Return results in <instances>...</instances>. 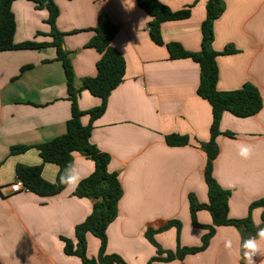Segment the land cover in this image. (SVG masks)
<instances>
[{"label":"crops","instance_id":"crops-1","mask_svg":"<svg viewBox=\"0 0 264 264\" xmlns=\"http://www.w3.org/2000/svg\"><path fill=\"white\" fill-rule=\"evenodd\" d=\"M224 13L214 23L213 49L217 58L219 91H234L254 84L264 100V0H222ZM59 7L57 28L64 33L63 47L69 53L76 88L97 74L99 53L86 44L95 35L98 17L106 13L117 26L112 46L126 62L123 82L112 92L105 113L93 122L91 142L111 157L108 169L117 173L123 196L119 215L107 230L108 254L121 256L127 264H147L155 247L146 239L148 228L158 229L170 220L181 222L155 236L164 250L198 247L206 230L195 228L190 214V196L208 203L205 182L206 154L197 141L210 139L212 108L197 94L200 67L191 59L171 60L167 44L178 43L186 51L201 50V25L207 0H161L172 11L193 5L190 18L162 25L164 45L149 34L150 16L136 0H55ZM16 20L15 42L48 43V12L27 0L12 5ZM27 67H30L27 69ZM100 100L82 91L78 105L88 112ZM71 102L63 66L55 48L0 52V264H83L64 252L61 237L76 243L75 227L91 214L94 201L74 196L67 187L58 195L40 197L21 190L10 191L16 181L17 165L43 166V178L53 183L58 167L44 163L38 150L11 154L17 146H36L66 132ZM90 116L82 118L89 124ZM217 142L220 153L214 176L231 193L229 218L246 219L249 208L264 200V106L255 116L239 118L224 113ZM188 136L190 143L172 147L166 137ZM253 147L250 159L237 154L238 144ZM74 163L87 178L94 162L74 154ZM84 178V179H85ZM83 180V179H82ZM81 180V181H82ZM263 208L253 209L256 228L264 229ZM201 225H211L206 210L196 215ZM257 231V232H258ZM244 237L234 226H221L206 250L183 260L152 264H244ZM231 240V250L225 241ZM264 248V241H260ZM101 242L88 233L87 256L96 258ZM256 264L264 256L254 257Z\"/></svg>","mask_w":264,"mask_h":264},{"label":"trees","instance_id":"trees-1","mask_svg":"<svg viewBox=\"0 0 264 264\" xmlns=\"http://www.w3.org/2000/svg\"><path fill=\"white\" fill-rule=\"evenodd\" d=\"M17 0H0V52L55 48L57 60L61 62L66 78L68 99L71 102V117L66 124V132L45 143L36 146H17L11 148V154H24L35 148L38 150L44 163L54 164L58 167L56 180L51 183L43 178V166L17 165L15 169L16 181H20L23 190L34 193L40 197H52L60 194L67 186L59 183V175L65 166L74 162V154L78 153L94 162L95 168L91 175L83 179L74 191V196L87 198L94 201L91 214L84 222L75 227L76 243L71 239L61 237L64 242V252L68 256L80 258L83 264H127L117 254H108L107 230L119 215V202L123 196L122 186L117 173L109 171L111 162L109 154L101 152L92 142L93 122L100 118L106 111L107 103L112 92L123 82L126 72V62L120 52L112 46V42L118 33L115 26L106 13L98 17L97 26L93 29L95 35L86 44V48L96 50L100 58L97 62V74L94 77L84 78L82 87L76 88L74 69L69 53L64 49V33L57 28L59 7L55 0H27L32 2L38 10L48 12L47 23L50 26L48 43L28 41L17 44L14 40L16 32V20L12 11V5ZM138 6L146 12L151 22L149 34L154 43L164 45L162 38V25L166 22L186 20L190 18L193 5H189L180 11H172L161 0H136ZM225 5L222 0H207L206 18L201 25V50L199 52L186 51L178 43L167 44L170 59H191L200 67V83L197 94L206 100L212 108V124L210 127V139L207 142L197 141L201 150L206 154L205 182L208 190V203L201 204L190 196V214L195 228L206 230L202 238V244L198 247H182L178 242L175 251L164 250L156 241L159 233L176 228L181 230V222L170 220L158 229L148 228L145 232L146 239L155 247L156 255L147 263L171 262L183 260L187 255L197 254L209 245L210 240L221 226H234L242 235L253 236L258 228L253 224L251 213L257 207L263 208L262 220L264 222V200L256 201L249 208V216L246 219L232 220L229 218V199L231 193L223 189L214 176V162L217 159L220 148L217 139L221 135L233 137L232 133H222L220 123L224 113L228 112L239 118H248L257 115L264 106V100L259 89L252 83H246L242 88L234 91H219V68L217 58L220 55H230L235 51L230 47L222 53L213 49L214 23L224 13ZM30 67H27V69ZM82 91H88L92 96L100 100V105L88 112L80 110L78 105ZM90 116L87 125L82 123L84 116ZM169 146L178 147L188 145L190 138L172 134L166 137ZM200 210H206L212 217L211 225L198 223L196 215ZM92 234L101 242L98 256L88 258L87 235Z\"/></svg>","mask_w":264,"mask_h":264},{"label":"clouds","instance_id":"clouds-1","mask_svg":"<svg viewBox=\"0 0 264 264\" xmlns=\"http://www.w3.org/2000/svg\"><path fill=\"white\" fill-rule=\"evenodd\" d=\"M237 154L241 159L248 160L253 155V147L248 144H238ZM74 162L67 164L63 172L59 175V183L66 185L68 189L74 190L78 187L82 179H84ZM260 241H264V229H259L256 236H249L243 240L242 248L244 264H256L254 257L259 254L264 256V248H262ZM231 240L225 241V248L231 250ZM264 264V261L261 262Z\"/></svg>","mask_w":264,"mask_h":264},{"label":"built area","instance_id":"built-area-1","mask_svg":"<svg viewBox=\"0 0 264 264\" xmlns=\"http://www.w3.org/2000/svg\"><path fill=\"white\" fill-rule=\"evenodd\" d=\"M23 189H24L23 185L20 181H15V183L13 185H11V187H10V191L12 193H18Z\"/></svg>","mask_w":264,"mask_h":264},{"label":"water","instance_id":"water-1","mask_svg":"<svg viewBox=\"0 0 264 264\" xmlns=\"http://www.w3.org/2000/svg\"><path fill=\"white\" fill-rule=\"evenodd\" d=\"M257 235V233L255 234V235H253V236H256ZM245 239H247V237H244V239L243 240H245Z\"/></svg>","mask_w":264,"mask_h":264}]
</instances>
